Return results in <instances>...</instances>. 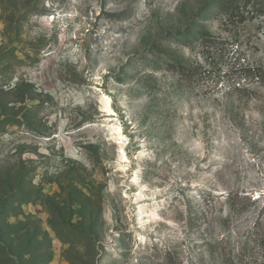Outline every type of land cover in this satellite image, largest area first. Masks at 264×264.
<instances>
[{
  "label": "rangeland",
  "instance_id": "1",
  "mask_svg": "<svg viewBox=\"0 0 264 264\" xmlns=\"http://www.w3.org/2000/svg\"><path fill=\"white\" fill-rule=\"evenodd\" d=\"M212 1L0 0V264H264V0Z\"/></svg>",
  "mask_w": 264,
  "mask_h": 264
},
{
  "label": "trees",
  "instance_id": "2",
  "mask_svg": "<svg viewBox=\"0 0 264 264\" xmlns=\"http://www.w3.org/2000/svg\"><path fill=\"white\" fill-rule=\"evenodd\" d=\"M212 4H215L217 10H223L226 8V2L224 0H217V1H212L208 6H211Z\"/></svg>",
  "mask_w": 264,
  "mask_h": 264
}]
</instances>
